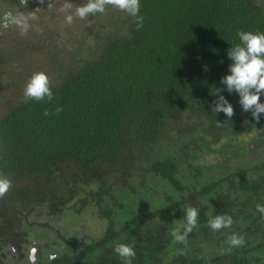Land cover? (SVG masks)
I'll return each instance as SVG.
<instances>
[{"label":"trees","instance_id":"1","mask_svg":"<svg viewBox=\"0 0 264 264\" xmlns=\"http://www.w3.org/2000/svg\"><path fill=\"white\" fill-rule=\"evenodd\" d=\"M140 3V30L111 6L74 17L79 31L61 44H33L44 28L36 19L27 51L0 30V171L13 183L0 199V259L124 264L114 247L127 243L132 264H264V114L257 122L220 83L237 32L264 33V2ZM31 49L48 69L51 103L23 96L44 65L26 60ZM215 89L233 105L231 119L212 111ZM190 206L198 226L173 243ZM216 215L231 216V228L213 231ZM81 216L101 225H71ZM233 233L245 244L226 251Z\"/></svg>","mask_w":264,"mask_h":264},{"label":"clouds","instance_id":"2","mask_svg":"<svg viewBox=\"0 0 264 264\" xmlns=\"http://www.w3.org/2000/svg\"><path fill=\"white\" fill-rule=\"evenodd\" d=\"M43 2L44 0H40V3ZM50 6L49 3L48 7ZM109 6L133 17L137 30L144 27V17L140 15V0H87L85 4L77 5L74 9L70 0H66L62 10L68 12L65 19L68 24H71L74 17L84 20L97 13L105 14ZM5 19L18 25L22 34H26L31 26L29 21L35 20L37 17L31 13L29 16L23 14L12 16L9 13L6 14ZM4 26L8 27V23H5ZM237 36L240 43L228 50V57L232 61V64L229 65L230 74L222 77L220 83L226 85L228 93H237L243 111L251 112L252 117L259 122L261 114H264V103L260 101L261 95L264 94V33L240 30L237 32ZM50 85L51 81L45 72L34 73L23 90L25 101L35 100L51 103L55 99V95ZM222 91L224 89H215L217 99L212 111L214 113L222 112L231 119L234 116V108L225 96L220 94ZM55 111L58 114L63 109L61 106H57ZM50 114L47 109L43 112L44 116ZM217 125L223 126L219 121H217ZM12 186V180L0 171V199L8 194ZM256 207L257 211L264 215V205L257 204ZM185 213L186 223L170 233L173 237V243H185L189 234L198 226L199 210L190 206L185 210ZM233 223V218L229 215H216L208 221L209 227L217 232L221 229L231 228ZM228 244L229 248L226 251H231V248L243 246L245 240L243 236L233 233L228 238ZM114 251L124 264H132L136 257L134 246L127 243H117Z\"/></svg>","mask_w":264,"mask_h":264},{"label":"rangeland","instance_id":"3","mask_svg":"<svg viewBox=\"0 0 264 264\" xmlns=\"http://www.w3.org/2000/svg\"><path fill=\"white\" fill-rule=\"evenodd\" d=\"M27 1H24L23 5H26L28 3V8H24L21 5H16L14 0H12L11 4L6 2V0H5L6 3L4 4V0H0V30H2L1 35L12 32L15 36V37L10 36L12 39L16 38L17 41H23V42L35 36V33L38 32L39 29L41 28L30 27L26 34H22V30L18 25L12 24L10 22H5V23H8V27L4 26L5 25L4 21L6 20L5 19L6 14L10 13L12 16H17V15L23 14L24 11L27 13L26 15L28 16L30 13L34 14L37 17L36 20L39 21L41 27H44L41 29V32H42L41 35H38L40 33H36V39L33 44H37V42H40L42 38H45V43L47 45H51L53 42V37L55 36H58V40H56V43L61 44L67 34L69 36V33L71 34L73 33V32H70L72 27H74L77 31H79V29L73 23L68 24L66 22L65 17L66 15H68V12L62 10L63 5L66 3V0H44L43 5L41 4L38 5L37 3L30 4V2H27ZM257 1L264 2V0H257ZM31 2H34V1L31 0ZM49 3L51 4L50 7H48ZM7 29H9V31H6ZM24 44L25 42L23 43V45ZM23 45L22 44L20 45L21 50L24 51L25 49V51H27L26 49L27 44L24 46ZM45 59H46V56H45ZM26 60L27 61L28 60L37 61L40 65L44 64L42 54L38 50H33V51L32 49L29 50ZM34 69L37 70L38 67H34ZM39 69L41 71L43 69L45 70V72L48 71V69L45 67V64L42 67H39ZM85 217L86 216H81L79 219L75 220L74 223L73 222H70V223H73L71 225L75 224L74 225L75 227L79 223H81L85 219ZM83 222L84 223L88 222V225L90 226L89 229L91 232L95 231L96 228L99 225H101V222L96 220V218L94 217L90 219H86ZM27 251L28 253L32 252V248L29 247ZM11 259H12V256L8 260L2 257V259H0V264H26L25 262H20L19 260L14 261Z\"/></svg>","mask_w":264,"mask_h":264},{"label":"flooded vegetation","instance_id":"4","mask_svg":"<svg viewBox=\"0 0 264 264\" xmlns=\"http://www.w3.org/2000/svg\"><path fill=\"white\" fill-rule=\"evenodd\" d=\"M18 1H20V0H18ZM31 254H32V258H31L30 260L33 261L34 256H35V252H33V253H31Z\"/></svg>","mask_w":264,"mask_h":264}]
</instances>
